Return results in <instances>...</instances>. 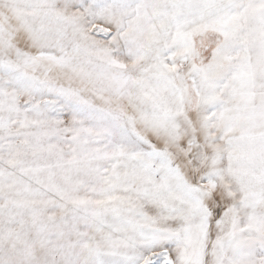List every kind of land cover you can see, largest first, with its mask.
Returning <instances> with one entry per match:
<instances>
[{
	"label": "snow or ice",
	"instance_id": "1",
	"mask_svg": "<svg viewBox=\"0 0 264 264\" xmlns=\"http://www.w3.org/2000/svg\"><path fill=\"white\" fill-rule=\"evenodd\" d=\"M0 264H264V0H0Z\"/></svg>",
	"mask_w": 264,
	"mask_h": 264
}]
</instances>
